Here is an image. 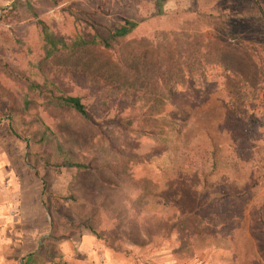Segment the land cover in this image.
<instances>
[{
  "label": "rangeland",
  "instance_id": "rangeland-1",
  "mask_svg": "<svg viewBox=\"0 0 264 264\" xmlns=\"http://www.w3.org/2000/svg\"><path fill=\"white\" fill-rule=\"evenodd\" d=\"M256 5L0 0V187L3 197L19 191L31 226L45 215V253L32 264H89L79 246L91 231L111 264H264ZM123 21L136 26L109 48L50 52V39L108 38ZM132 243L149 246L134 252Z\"/></svg>",
  "mask_w": 264,
  "mask_h": 264
},
{
  "label": "crops",
  "instance_id": "crops-1",
  "mask_svg": "<svg viewBox=\"0 0 264 264\" xmlns=\"http://www.w3.org/2000/svg\"><path fill=\"white\" fill-rule=\"evenodd\" d=\"M5 177L0 171V185L3 186ZM16 185L15 177H11L9 183ZM3 188L0 187V264H32L34 256L40 257L44 250V241L47 237L45 232V215L43 214L41 221L34 222L32 217V226L30 219H28L27 210L23 209V198L19 191L13 190L10 196L4 195ZM39 198V197H38ZM34 197V212H42L40 199ZM28 215H26V214ZM40 218V217H39ZM41 223V225H40ZM72 243V242H71ZM68 241H61L58 244L59 251L67 254H72ZM130 247L132 251L147 249V246H137L136 244ZM85 250L89 257V264H111V251L91 231L85 233L80 242L79 250ZM25 256V257H24ZM29 258V259H28ZM113 261V259H112ZM113 264V263H112Z\"/></svg>",
  "mask_w": 264,
  "mask_h": 264
},
{
  "label": "trees",
  "instance_id": "trees-1",
  "mask_svg": "<svg viewBox=\"0 0 264 264\" xmlns=\"http://www.w3.org/2000/svg\"><path fill=\"white\" fill-rule=\"evenodd\" d=\"M254 3L257 4L256 8L258 10L257 13H255L254 15L259 16V17H264V5L262 3V0H254ZM248 15L249 14H245L243 16L249 17ZM135 26H136V24L131 22V21H128V22L123 21L121 24L116 25V27L113 30H111L108 38H101V37L95 36V37H91L90 39H86L83 35L79 34V35H77L76 38L72 39L71 43H67V41L63 40L62 38H60L58 41H54L53 39H50V45L52 46L50 52H53V51L58 50V49H66V48L75 47V46H86V45H90V44L99 45L101 47L109 48V46H110V44L108 42L109 40H115L118 37H125L126 35L130 34V32H132V30L135 28ZM63 100L67 104H69L76 112H78L82 116H86L84 106L80 102L79 98H77V97H66ZM181 150H184V148L181 147ZM210 160H211V162H210L211 163L210 164L211 170H210L209 174H212L213 172L215 173V171H216V166H217L216 160H217V158H216V156H212V157H210ZM172 163H173V168L169 169V170H170V174L172 176H174V178L171 176V179L174 180L175 176L177 177V179H180V175H181L184 167L179 165V163H177V162L174 163V161H173ZM74 166H78V165H74ZM164 173L166 175L169 174L168 171H164ZM45 187H46L45 182H43L42 190H44ZM192 188H194V187L192 186Z\"/></svg>",
  "mask_w": 264,
  "mask_h": 264
}]
</instances>
